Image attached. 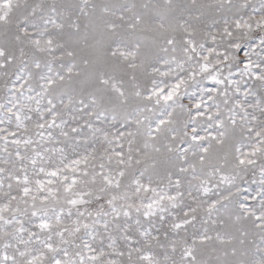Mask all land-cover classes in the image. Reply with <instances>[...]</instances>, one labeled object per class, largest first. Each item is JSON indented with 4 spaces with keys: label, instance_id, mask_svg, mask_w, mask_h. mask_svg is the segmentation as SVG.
Segmentation results:
<instances>
[{
    "label": "snow or ice",
    "instance_id": "1",
    "mask_svg": "<svg viewBox=\"0 0 264 264\" xmlns=\"http://www.w3.org/2000/svg\"><path fill=\"white\" fill-rule=\"evenodd\" d=\"M0 264H264V0H0Z\"/></svg>",
    "mask_w": 264,
    "mask_h": 264
}]
</instances>
